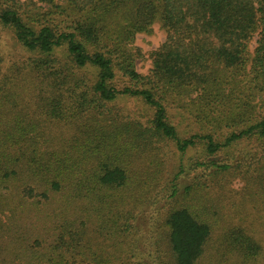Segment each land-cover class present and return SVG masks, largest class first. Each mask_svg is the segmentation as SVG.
Returning <instances> with one entry per match:
<instances>
[{"label":"trees","instance_id":"obj_1","mask_svg":"<svg viewBox=\"0 0 264 264\" xmlns=\"http://www.w3.org/2000/svg\"><path fill=\"white\" fill-rule=\"evenodd\" d=\"M67 2L71 26L34 30L16 0H0V25L37 54L21 104L0 92V264H264V237L250 225L218 234L220 212L198 177L183 187L178 173L169 180L171 204L143 242L135 207L161 182L158 144L174 141L181 172L198 145L192 169L239 170L264 224V0ZM156 19L166 37L143 75L130 44ZM120 99L142 113L123 112ZM174 104L199 133L180 135ZM242 141L249 147L236 149Z\"/></svg>","mask_w":264,"mask_h":264},{"label":"rangeland","instance_id":"obj_2","mask_svg":"<svg viewBox=\"0 0 264 264\" xmlns=\"http://www.w3.org/2000/svg\"><path fill=\"white\" fill-rule=\"evenodd\" d=\"M56 2L63 5L69 13H59L54 8H52V12H48L50 9L49 6L37 0H16L15 4L23 19L31 25L34 30L37 29L40 24H51L52 22L61 27H66V25L71 26L72 24L69 21L75 19L77 13H73L67 9V0H56ZM69 17L70 19H68ZM68 22L69 24H67ZM165 37L166 27L158 19L154 20L147 29L137 31L134 34L130 46L132 50L136 51L135 68L140 74L145 75L150 72L153 52L165 40ZM257 37V33H253L249 39L247 47L249 56H252L254 48L256 47ZM0 55V92H6L10 94L11 97L17 98L21 104V100L24 98L23 95H25L24 91H28L32 88L31 84L34 81V77L32 76L29 63L30 59L36 57L37 54L28 51L21 45L16 39L12 28L0 25ZM248 70L249 67L247 65V72ZM246 80L247 77L243 79V82ZM139 104L140 103L136 101L130 103L125 99H120L116 103V106L120 107L123 112H127L132 108V110L142 113L141 105L139 106ZM26 106L31 108L29 104ZM168 113L170 120L175 124L180 131V135L183 137H188L193 133H199V124H197L183 108L174 104L168 108ZM44 123H53L56 126H60L55 120H46ZM240 127H244V125L237 126L234 129L223 127L222 130H218L217 133L226 134L231 130L238 131ZM241 147L247 149V147H249L248 142L242 141L236 149L240 150ZM200 153V145L190 149L184 156V171L181 172L178 169L180 155L176 151L174 141L158 144V155L163 163L161 166L162 173L160 174L161 182L149 188L148 194L135 201L136 210H142L141 214H137V217L139 216L137 223H139V221L141 222V230L137 235L140 241L143 242L154 235V232L150 233L151 230L154 229L157 220L162 217L167 207L171 204L172 199L168 195L170 190L169 180H171L176 173H178V175L174 179V182L177 187H183L189 184L196 177L204 181L205 201L214 203L220 212L218 215L220 221L218 222V225H220L218 227V234L222 235L224 229H227L229 226L232 228V224L244 222V225H250L249 228L258 238L264 237V224L260 217L259 210L256 207L259 201L254 197V191L247 189L248 186L246 188V177L243 178L240 171L237 169H229L216 173L207 168L203 169V167L192 169L189 166L191 159H193L194 156H198ZM229 154L231 155L230 149H227V151L225 150L215 158L224 161L225 156ZM237 156L238 155H236V157ZM234 158L235 157L231 159ZM166 182L168 183V188H166ZM162 247L163 246H161V248ZM223 260L224 258H220V264L223 263Z\"/></svg>","mask_w":264,"mask_h":264}]
</instances>
